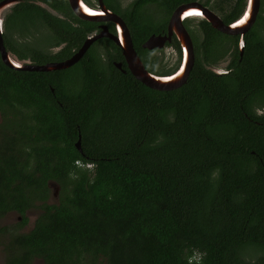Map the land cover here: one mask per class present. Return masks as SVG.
Masks as SVG:
<instances>
[{
    "label": "trees",
    "instance_id": "16d2710c",
    "mask_svg": "<svg viewBox=\"0 0 264 264\" xmlns=\"http://www.w3.org/2000/svg\"><path fill=\"white\" fill-rule=\"evenodd\" d=\"M103 1L125 21L145 68L165 73L141 43L188 0H131L122 8ZM244 5L234 0L223 20H235ZM260 5L228 71L213 73L196 59L186 82L171 90L116 68L111 60L122 55L107 38L97 41L104 58L89 49L62 69L17 70L0 58V219L15 211L21 226L26 210L37 212L27 231L0 225V237L9 234L6 253L17 248L11 264L33 257L44 264H264ZM6 23L40 28L46 41L37 45L3 33L7 50L38 64L69 56L94 25L67 0H24ZM237 39L229 44L235 51ZM62 43L56 53L47 48ZM50 182L58 186L54 198Z\"/></svg>",
    "mask_w": 264,
    "mask_h": 264
},
{
    "label": "water",
    "instance_id": "95a60500",
    "mask_svg": "<svg viewBox=\"0 0 264 264\" xmlns=\"http://www.w3.org/2000/svg\"><path fill=\"white\" fill-rule=\"evenodd\" d=\"M18 0H0V11L9 3ZM71 11L79 18L89 21H112L116 27V33H109L106 25L100 26V31L92 36L84 39L77 51L73 52L69 57L60 61H48L44 63H31L26 60L20 61L9 50L6 49L3 37L0 18V58L2 62L12 69L29 70V71H50L56 69L67 68L75 63L88 48L90 43L98 37L106 36L110 38L120 49L121 55L126 63L129 72L140 82L146 86L157 90H171L181 86L186 82L189 72L194 63L193 45L189 33L182 23V19L190 14V12L200 13L210 25L218 31L226 34H239V52L243 48V36L251 28L256 20L259 10L260 0H245L244 9L241 15L229 23H224L215 13L210 11L201 3L194 1L179 4L171 13L167 26V34H150L142 43L143 48L159 47L165 40L169 39L172 32L175 33L181 46L182 57L180 66L171 74L156 75L149 72L140 57L138 56L124 20L115 12L106 7L103 0H97V8L89 7L83 0H67ZM264 62V48H263ZM115 66L120 67V63L114 62ZM80 136L75 142V146L79 149ZM54 182L49 185L54 187L51 190V196L56 197L57 187ZM52 189V188H51Z\"/></svg>",
    "mask_w": 264,
    "mask_h": 264
},
{
    "label": "flooded vegetation",
    "instance_id": "af4514ba",
    "mask_svg": "<svg viewBox=\"0 0 264 264\" xmlns=\"http://www.w3.org/2000/svg\"><path fill=\"white\" fill-rule=\"evenodd\" d=\"M24 0H18L16 2H13V3H9L7 4L6 6H4V8L0 11V18H1V27H2V37H3V33L5 32V25H6V22L8 20H10V16L13 14V11L15 8H18V4L19 3H22ZM89 7H92L93 9H96L97 8V0H91L92 2H87L86 0H83ZM190 1H194V2H197V3H201L202 5H204L205 7H207L210 11H212L213 13H215L219 18L222 19L223 22H225L222 18L221 15H219V13L217 12V8L214 6L215 2L213 1V5L209 2L208 4H204L203 3V0H188L186 2H190ZM104 2V1H103ZM184 2V3H186ZM39 6L43 7L45 10L49 11L50 13H53L54 15H59L57 13V11L48 6L47 4L45 3H42V2H36ZM105 4V3H104ZM119 7H120V2L118 3ZM124 7V6H123ZM260 7L261 5H259V10H258V13L257 15L259 14L260 12ZM108 8V7H107ZM122 8V7H121ZM244 9V8H243ZM111 10V9H110ZM113 11V10H112ZM243 11V10H242ZM115 12V11H113ZM116 14H118L117 12H115ZM194 13V12H193ZM242 13V12H241ZM119 15V14H118ZM171 15V12L168 14V17L166 19V22H165V26L163 28H161L159 31L157 32H152L150 34H160V35H166L167 34V26H168V21H169V17ZM241 15V14H240ZM239 15V16H240ZM120 16V15H119ZM238 16V17H239ZM121 17V16H120ZM237 17V18H238ZM122 18V17H121ZM257 18V16H256ZM123 19V18H122ZM256 21V20H255ZM94 22V25L92 27V29L88 32H86L85 34V38H88V37H92L94 35H96L99 31H100V26L101 25H106L107 27V30L109 33H112V34H115L117 31H116V27H115V24L112 22V21H92ZM125 22V21H124ZM231 22V21H230ZM182 23L184 25V27L186 28L187 32L189 33L190 35V38H191V41H192V45H193V54H194V62L196 59H198L200 61V63L202 64V66L204 68H207L209 69L210 71H212L213 73H216V74H222V73H225L227 70V68H229V64L231 63L232 59L234 58V55L235 54H239V57L241 58L242 56V53H243V49L241 52H239V47L237 45V49L235 51V49L233 48V46H231L229 49L226 50V47H227V44H230L232 41L235 40V36H238V39H239V34H226V33H223L221 31H218L216 30L215 28V31H211L209 30V27H212L210 25V23L202 16L200 15V13H197L195 12L194 14L190 13L188 15H186L183 19H182ZM227 23V22H225ZM229 23V22H228ZM126 24V23H125ZM255 24V22L253 23V25ZM252 25V26H253ZM127 26V25H126ZM128 28V27H127ZM213 28V27H212ZM129 30V29H128ZM130 33V31H129ZM213 34H218V35H221L220 37H223L226 41H223L222 42V47H223V51L225 52L223 54L222 57H220L221 55H214L212 57H210V60H204V58L202 57V51L204 50V46L205 45H208V47L210 48L212 45H215V44H219V38L217 40H215L213 38ZM131 36V35H130ZM12 38V37H16V36H9L8 35V38ZM228 37V38H226ZM41 38V37H40ZM103 38H107L110 40V38L106 37V36H102V37H98V38H95L91 43L90 45L88 46V48L85 50V52L83 53V55L80 57V58H83L86 51L87 50H92L94 47L97 48V46H99L97 49V53L99 56L101 57H105L106 56V52H105V49L102 47L101 43H98L97 41H99V39H103ZM237 39V42L239 41ZM84 41V40H83ZM82 41V42H83ZM112 41V40H111ZM38 42H42V41H38ZM113 42V41H112ZM144 42V41H143ZM142 42V43H143ZM114 43V42H113ZM141 43V45H142ZM44 43H41L40 46H42ZM64 43L60 44V45H53V48L50 49V53H56L60 50L61 46L63 45ZM133 44V43H132ZM232 44V43H231ZM230 44V45H231ZM238 44V43H237ZM81 45V44H80ZM80 45L77 47V48H71V53L70 55L77 51L78 48L80 47ZM199 48H198V46ZM264 48V47H263ZM146 50L145 54L148 53L146 55L147 59H149L150 62L152 63H159V65L161 66H165L166 67V72L165 73H156L154 71H148L151 72V73H154L156 75H168V74H171L173 73L174 71H176V69L180 66V63H181V57H182V51H181V46H180V43L177 39V36L175 35L174 32H172L171 36L169 39L165 40L159 47H153V48H144ZM164 51V52H167L169 55H171V58L169 61H166L164 62L163 60V57L161 55V52ZM227 51V52H226ZM137 52V51H136ZM12 53V52H11ZM119 53L121 54V51L119 49ZM198 53V55H197ZM13 55H15L14 53H12ZM144 54V56H145ZM69 55V56H70ZM67 56V57H69ZM139 56V55H138ZM17 57V56H16ZM67 57H64L62 59H58V60H51V61H60V60H63ZM140 57V56H139ZM18 60L20 61H25L26 62H32L28 56L26 57H17ZM80 58L78 60H80ZM239 58V59H240ZM141 59V58H140ZM163 59V60H162ZM77 60V61H78ZM76 61V62H77ZM142 61V60H141ZM112 63H120V67H116L118 68L120 71L122 72H125L126 69L128 70L127 66H126V63L122 57V59H118V60H114L112 59L111 60ZM74 64V63H73ZM71 64V65H73ZM70 65V66H71ZM68 66V67H70ZM125 66H126V69H125ZM170 69V71H169ZM129 71V70H128ZM263 108V111H264V107ZM261 112V111H259ZM34 212L35 213V217L37 215V212L35 210H26L24 212V215L26 216L27 218V221L20 226L19 222H21L22 220V215L21 213H18V212H15V211H8L4 214V217L7 215H9V218L11 219L12 217V214L16 215L15 217V221H9L10 224L9 225H12V230H16V232H24V231H27L29 228H31L33 226V221L34 219H32L30 213ZM10 213V214H9ZM3 217V218H4ZM2 219V218H1ZM0 219V220H1ZM6 222H2V224H4ZM15 227V229H14ZM9 237V234L6 235H3L0 237V242L4 241V243L1 245V249H0V264H11L10 263V259H8L9 257H11L12 255H14V252L16 251V246L12 245L13 248L12 251L10 252V250L8 251V253H6V250H4V246H5V243L8 242L7 238ZM12 264H14L12 262ZM28 264H44L43 263V260L41 258H38V257H33L29 262Z\"/></svg>",
    "mask_w": 264,
    "mask_h": 264
},
{
    "label": "rangeland",
    "instance_id": "374dc122",
    "mask_svg": "<svg viewBox=\"0 0 264 264\" xmlns=\"http://www.w3.org/2000/svg\"><path fill=\"white\" fill-rule=\"evenodd\" d=\"M129 1L131 0H118V3L120 2V7H123L125 6ZM213 1L215 3H219L222 7V11L220 10H217V12L219 13V15H222V13L224 11H227L230 6L233 4L234 0H210V3L213 5ZM154 18H158L157 20L161 19L162 18V15H158V14H154V11H150L149 12ZM254 27L255 24L253 25ZM252 26V27H253ZM5 32L9 35V36H16L18 37L19 39H22V38H25L27 39L31 44L33 45H37L38 41H46L44 36L41 34V30L38 26H30L28 27V29H23L22 28V25L21 26H17V25H11V24H8L6 23L5 25ZM41 37V38H40ZM228 38V37H226ZM219 44H215V45H212L209 49H208V52H207V56L210 58L214 55L218 56L221 52L224 54L225 52L223 51V47H222V42L223 41H226L223 37H219ZM40 48H46L44 46H39ZM99 46H97L98 48ZM239 47V45H238ZM48 48V47H47ZM49 48L52 49L53 48V45H49ZM96 47H94L92 49V51L96 52L97 53V49ZM49 49V50H50ZM229 49V44H227V47H226V50ZM227 52V51H226ZM148 53L145 54V56L147 55ZM223 54H221L220 57L223 56ZM161 55L163 57V61L166 62V61H169L170 58H171V55H169L167 52H164L162 51L161 52ZM1 120V119H0ZM55 185V184H54ZM57 187V190H58V186L55 185ZM52 188V190L54 189V187L50 186ZM53 197V196H52ZM54 198V197H53ZM10 214V213H9ZM32 219L35 218V213L32 212L30 213ZM4 217V216H3ZM2 217V219L0 220V225H9L10 222L9 221H15V217L14 215L12 214V217L11 219L9 218V215L5 216L4 218ZM2 222H6L4 224H2ZM4 243V241L0 242V244L2 245ZM1 245H0V249H1Z\"/></svg>",
    "mask_w": 264,
    "mask_h": 264
},
{
    "label": "bare ground",
    "instance_id": "6f19581e",
    "mask_svg": "<svg viewBox=\"0 0 264 264\" xmlns=\"http://www.w3.org/2000/svg\"><path fill=\"white\" fill-rule=\"evenodd\" d=\"M91 8H92V7H91ZM190 13L194 14L195 12H194V13H193V12H190Z\"/></svg>",
    "mask_w": 264,
    "mask_h": 264
},
{
    "label": "clouds",
    "instance_id": "9594fccd",
    "mask_svg": "<svg viewBox=\"0 0 264 264\" xmlns=\"http://www.w3.org/2000/svg\"><path fill=\"white\" fill-rule=\"evenodd\" d=\"M182 4V3H181ZM232 22V21H231ZM225 23V22H224ZM227 24V23H226ZM252 27V26H251ZM243 43H244V41H243Z\"/></svg>",
    "mask_w": 264,
    "mask_h": 264
}]
</instances>
